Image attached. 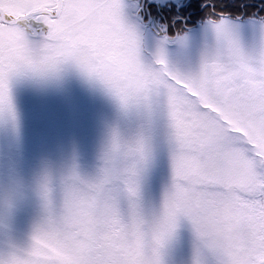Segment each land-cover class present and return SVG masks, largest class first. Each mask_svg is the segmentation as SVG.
<instances>
[{"label": "snow or ice", "instance_id": "snow-or-ice-1", "mask_svg": "<svg viewBox=\"0 0 264 264\" xmlns=\"http://www.w3.org/2000/svg\"><path fill=\"white\" fill-rule=\"evenodd\" d=\"M0 264H264V0H0Z\"/></svg>", "mask_w": 264, "mask_h": 264}]
</instances>
